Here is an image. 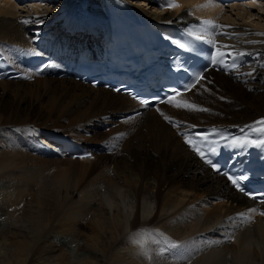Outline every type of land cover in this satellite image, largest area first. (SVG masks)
<instances>
[{
    "label": "bare ground",
    "instance_id": "1",
    "mask_svg": "<svg viewBox=\"0 0 264 264\" xmlns=\"http://www.w3.org/2000/svg\"><path fill=\"white\" fill-rule=\"evenodd\" d=\"M150 1L142 3L148 9L128 4L167 29L244 54L246 64L230 75L209 72L159 111L140 107L68 74L73 55L97 53L107 44L103 0H0V71L14 62L26 66L58 46L61 54L43 74L28 71L25 81L0 76V264H264V217L258 215L264 204L232 190L180 136L197 128L238 133L264 117V16L252 13L264 12V0L229 7L212 0H172L179 5L175 8L169 0ZM65 47L73 53L70 58L61 53ZM139 110L143 113L133 117ZM73 129L85 134L89 150L111 146L109 155L120 156L67 157V144H81V135L69 137ZM23 141L42 149L41 158L29 157ZM51 153L63 156L81 178L77 199L69 176L54 178L52 189L39 182L50 164L44 157ZM29 166L35 167L34 185L27 184ZM191 188L231 205L204 209L187 195L195 194ZM52 234H59L55 241L61 244ZM71 240L76 254L68 249Z\"/></svg>",
    "mask_w": 264,
    "mask_h": 264
},
{
    "label": "rangeland",
    "instance_id": "2",
    "mask_svg": "<svg viewBox=\"0 0 264 264\" xmlns=\"http://www.w3.org/2000/svg\"><path fill=\"white\" fill-rule=\"evenodd\" d=\"M128 1H129V3H132L133 5L138 2L139 4H141V6H143L144 4L142 5V3H145L143 1H146V0H128ZM150 2L154 3V1H150ZM147 3H149V2H147ZM37 4H40V0H38ZM143 7L147 8V9L150 8V7H147V6H143ZM257 12H260L259 13L260 15L262 13V16H264V12H262V11L254 10L252 13L253 14H256ZM255 19L256 18H252V19H250V21L251 20H255ZM10 65L13 66V67H16V68H19V69L25 71V74H26V75L22 76L21 78L14 79V80L25 81L27 78H30L31 77L29 75V73H27L28 71L25 69L26 66H24V64H22V62L21 63L20 62H14V63H11ZM49 75H51V73H49ZM230 79L236 80L237 78H233V76H230ZM263 86H264V83H263ZM247 91L251 93L253 91V89L252 88H247ZM103 129L106 130V131H108L109 130V127L103 126ZM73 131L74 132L69 133V135H70L69 137L75 136V135L79 134V135L82 136V138L79 137L77 140L79 142H81L83 145H87L88 146V144L85 142V139H84L85 134L80 129H73ZM14 132L15 133H13V135L17 139V142H19V138H18L17 131H14ZM23 147L26 148L25 150L28 153H30L28 155L29 157H35L36 156V158H38V159L41 158L40 155L42 153V149L40 150V148L39 149L38 148H35L36 150H34L32 148V146H30V144H25V142H24ZM106 149L107 150L99 149V150H97V153H99L101 156L102 155L111 156V155H109L110 154L109 151L112 150L111 153H113L114 152L113 151V148L110 146L109 148H106ZM91 150L93 151V153H95V150L94 149H91ZM38 152H40V153H38ZM45 152H46V149L43 151V153L45 154ZM50 155L44 157V159L46 160V163L45 164H47V165L49 163L50 164H49V167L46 169L47 171L43 172V174L41 175L42 177L40 176L41 178L39 179V182H41V181L43 182L44 181L46 184H49L48 187H50L52 189V188H54V186H53V184H51V182L54 183V180H55L54 178H56L57 176H61V175L69 176V179L72 181L71 190L70 191H73L74 190L75 193H74V195L72 193V195H73V197H75V199H77V197L75 195L76 194V191L75 190L78 187V183L79 182L81 183V178L78 176L77 173L73 172V170L70 168V166H68V164H65L64 161H66V159L63 156L62 157L61 156H58L57 157V156L52 155V153ZM118 156H120V155H116V156L115 155H112L111 158L112 159H118ZM23 157H25V155H22L21 156V158H23ZM21 158H20V160H21ZM68 159H70V158H67V160ZM90 159H92V158H90ZM77 160L78 161L79 160L82 161L83 159H77ZM77 160H75V162ZM84 160H86V159H84ZM67 168H69V169H67ZM29 173L32 174V177L31 176L29 177V179L27 181V184L28 185H30V184H33L34 185L36 183V181H38V179L35 180V167L34 166H29ZM191 179H193V177L192 178L191 177L188 178V180H191ZM215 186H216V184H215ZM210 187L212 188V186H210ZM40 188H41L40 186H34L35 191H38ZM191 189H193V188H191ZM193 190L195 191V194L189 190L190 192H188L187 195H189V198L192 197L193 199H197L196 201H198L199 204L205 206L204 209L205 208L206 209H210V208H212L216 204L217 205H229V204L231 205V201L229 203V202H227L228 201L227 199H224V198H222L220 196H218V197H209V196H207V193H204L205 192L204 190H201V189H198L199 191H197L195 189H193ZM192 194H194V195L192 196ZM207 201L210 202V204ZM51 211L53 212L54 210H51ZM256 221H257V219H256ZM86 225H87V223L84 224V226H86ZM82 231L85 232V233H87L88 232V229L85 227V228H82ZM52 235H53V238L56 237L54 239L52 238L53 241H55L57 239V236H58V238L60 237L59 234H57V235L56 234H52ZM66 239L68 240V238H65L64 240H66ZM56 241H60V239H58ZM56 241H55V244H61L59 242L56 243ZM234 241L235 240H231V241L229 240L230 244H233ZM68 249H69V251L72 254H76L77 253V246H76V242L74 240L69 241V248Z\"/></svg>",
    "mask_w": 264,
    "mask_h": 264
},
{
    "label": "snow or ice",
    "instance_id": "3",
    "mask_svg": "<svg viewBox=\"0 0 264 264\" xmlns=\"http://www.w3.org/2000/svg\"><path fill=\"white\" fill-rule=\"evenodd\" d=\"M168 6H169V7H172V8L179 7V5L176 4V3H174V2H172V0H169V4H168ZM203 6H205V7H206V6H210V4H209V5H203ZM23 22H24V23H27V21H23ZM204 23H205V24H212L213 22H212V21H204ZM196 38H197V39H200V37H196ZM179 47H181V48H185L186 45L183 44V43H180V44H179ZM219 55H224V53L221 52V53H219ZM142 103H143V102H142ZM177 106L179 107V106H181V105H180V104H177ZM183 106H185V107H189V108H195V107H196L195 105H189V104H185V105H183ZM199 110H201V111H207V109H199ZM165 118H166V119H169L168 117H165ZM257 123L264 124V121H258ZM258 131H264V128L258 129ZM186 142L189 143V144L193 147V150L196 151V152L201 156V158H204L205 153L202 152L198 147H196V145H195L191 140H187ZM212 151L214 152L215 149H212ZM206 162L209 163V164H212V161H211L210 159L207 160ZM212 166H213V168H216V165L212 164ZM217 170H218V169H217ZM229 179L232 181V183H233L234 185H236V187H237L240 191H244L243 188H240V186H239L237 180L233 179L231 176H229ZM240 179L243 180V179H245V177H240ZM261 203H264V200H262ZM251 211H252V212H255L256 209H251ZM261 214L264 215V213H261ZM240 215H241L242 217L244 216V214H240ZM136 243L139 244L141 247H143V240H142V239H138V240L136 241Z\"/></svg>",
    "mask_w": 264,
    "mask_h": 264
}]
</instances>
